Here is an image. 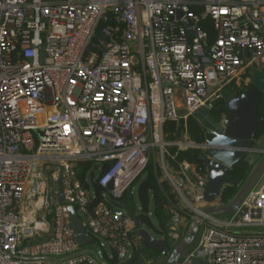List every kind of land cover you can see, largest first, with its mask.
I'll use <instances>...</instances> for the list:
<instances>
[{"label":"built area","instance_id":"1","mask_svg":"<svg viewBox=\"0 0 264 264\" xmlns=\"http://www.w3.org/2000/svg\"><path fill=\"white\" fill-rule=\"evenodd\" d=\"M253 66L264 70V0H0V264H153L142 211L124 202L150 162L175 199L166 232L149 233L173 250L202 207L225 202L204 201L208 167L177 159L207 155L208 139L168 141L165 123L209 113ZM69 205L92 242L77 243ZM245 226L264 227V182L230 218L205 216L178 264H264V231Z\"/></svg>","mask_w":264,"mask_h":264},{"label":"water","instance_id":"2","mask_svg":"<svg viewBox=\"0 0 264 264\" xmlns=\"http://www.w3.org/2000/svg\"><path fill=\"white\" fill-rule=\"evenodd\" d=\"M182 13L179 14V17ZM186 25L190 26L189 20ZM264 93V70L257 66L252 67L250 84L240 95L229 99L226 103L229 122L227 126L214 122L207 111L199 109L197 116H201L213 129L208 139L207 155L203 156V162L208 167V181L204 190V201L213 203L229 182V176L233 168L244 162L250 169L245 179L238 185L237 192L223 206L207 205L201 208L189 223L185 235L173 250L169 252L166 240L151 236L149 231L141 228L139 231L144 241L145 249H152L163 256H167L165 264H178L186 257L196 245L197 237L201 233L202 220L205 216H227L236 211L247 198L252 189L259 188L264 182V135L257 139V111ZM41 135L40 131H37ZM59 202L64 203L62 177L58 181ZM71 225L75 239L79 245L92 242L91 235L86 231L83 221L77 213L75 206L69 205ZM241 216V213L239 214ZM138 226L141 222L138 221ZM135 258L123 264H133ZM192 264H206L201 258H196Z\"/></svg>","mask_w":264,"mask_h":264},{"label":"trees","instance_id":"3","mask_svg":"<svg viewBox=\"0 0 264 264\" xmlns=\"http://www.w3.org/2000/svg\"><path fill=\"white\" fill-rule=\"evenodd\" d=\"M203 29L209 34V41L212 43L216 39V31L213 26L212 20H207L203 24ZM250 73H248L249 75ZM249 85L245 86L247 88ZM236 84L230 85L227 89L226 94H231L229 98H222L215 102L213 108L209 111V116L214 122H218L224 114L227 113L226 103L229 99H232L241 94L245 89ZM257 139L264 135V93L257 111ZM208 125L200 122L194 116L190 117L187 122V126L182 122L178 125L174 121H168L165 123V132L167 134L166 139L168 141H181L183 133H187L188 139L197 143H204L207 139L211 137V134L207 132ZM172 153L176 152V147H170ZM204 152L201 149H187L178 152L177 159L179 161H187L192 164H196L199 169H204L206 166L203 162ZM78 177L85 184L86 171L90 167L87 162H78ZM250 169L249 164L240 163L236 165L230 173L229 182L226 188L223 190L222 201L228 202L237 192L238 185L245 179L248 171ZM95 189L98 194L97 201L101 199L102 189L96 183ZM167 196L171 199H175L174 195L170 193L169 185L166 181L161 180V171L156 168L153 162H150L146 169V177L140 184L138 188V198L141 205L142 213L139 215L140 220L147 225L149 228L154 229L159 234L166 232L168 228V222L170 219V214L166 209L168 205ZM133 202L131 195H126L124 197V202ZM154 210V219L152 220L148 216L151 205ZM157 225L161 228H157ZM113 263L116 262V258L112 260Z\"/></svg>","mask_w":264,"mask_h":264},{"label":"rangeland","instance_id":"4","mask_svg":"<svg viewBox=\"0 0 264 264\" xmlns=\"http://www.w3.org/2000/svg\"><path fill=\"white\" fill-rule=\"evenodd\" d=\"M252 70V69H251ZM251 70H249V73H251ZM250 76V75H248ZM248 83V82H247ZM240 86L245 88V86H247L244 82H241L240 83ZM231 94H226V98H229ZM196 119H198L200 122H203L205 124H207L208 128L210 127L209 124L201 117V116H194ZM207 128V129H208ZM184 140H189L188 139V136H187V133H183L182 135V139L181 141H184ZM169 150V148H168ZM146 177V171L140 176V178L138 179V181L135 183L134 185V188H133V201L135 203V212L137 214H139L140 210H141V205H140V201H139V198H138V188L140 186V184L142 183V181L145 179ZM199 192V190L197 191ZM108 200H110L109 197H107ZM153 204L151 205V210H153ZM224 219L226 218H230L231 217V214L230 215H227V216H220ZM149 230V232H151L152 234H157L155 233L151 228H149L148 226H146ZM239 233H247V232H262L264 231V227H258V226H245V227H239L236 229ZM199 238H200V234L199 236L197 237V242L199 241ZM142 253L143 254H148L149 256H151V258L154 260L153 261V264H165L166 260H167V256H163L162 254H160L159 252H156L154 250H151V249H143L142 250Z\"/></svg>","mask_w":264,"mask_h":264},{"label":"flooded vegetation","instance_id":"5","mask_svg":"<svg viewBox=\"0 0 264 264\" xmlns=\"http://www.w3.org/2000/svg\"><path fill=\"white\" fill-rule=\"evenodd\" d=\"M209 134H211V131H209Z\"/></svg>","mask_w":264,"mask_h":264}]
</instances>
